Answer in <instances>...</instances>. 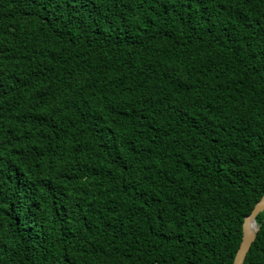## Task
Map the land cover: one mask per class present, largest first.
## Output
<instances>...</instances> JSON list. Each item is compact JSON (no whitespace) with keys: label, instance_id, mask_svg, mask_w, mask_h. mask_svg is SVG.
<instances>
[{"label":"trees","instance_id":"trees-1","mask_svg":"<svg viewBox=\"0 0 264 264\" xmlns=\"http://www.w3.org/2000/svg\"><path fill=\"white\" fill-rule=\"evenodd\" d=\"M263 195L264 0H0V264H233Z\"/></svg>","mask_w":264,"mask_h":264},{"label":"water","instance_id":"water-1","mask_svg":"<svg viewBox=\"0 0 264 264\" xmlns=\"http://www.w3.org/2000/svg\"><path fill=\"white\" fill-rule=\"evenodd\" d=\"M264 211V195L254 205L251 212L244 218L242 225V238L239 248L234 257L233 264H244L247 254L250 251L254 241L256 240L259 225L257 217Z\"/></svg>","mask_w":264,"mask_h":264}]
</instances>
